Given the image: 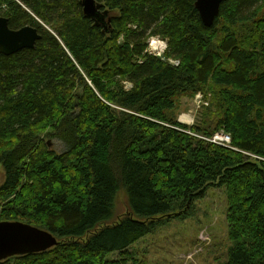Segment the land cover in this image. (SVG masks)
Returning a JSON list of instances; mask_svg holds the SVG:
<instances>
[{
	"label": "trees",
	"instance_id": "16d2710c",
	"mask_svg": "<svg viewBox=\"0 0 264 264\" xmlns=\"http://www.w3.org/2000/svg\"><path fill=\"white\" fill-rule=\"evenodd\" d=\"M96 1L98 22L82 0H0L10 29L41 35L0 54V222L58 240L0 264H139L135 246L213 188L221 264H264V0H226L210 28L197 0ZM198 94L195 125L180 124V100Z\"/></svg>",
	"mask_w": 264,
	"mask_h": 264
},
{
	"label": "rangeland",
	"instance_id": "374dc122",
	"mask_svg": "<svg viewBox=\"0 0 264 264\" xmlns=\"http://www.w3.org/2000/svg\"><path fill=\"white\" fill-rule=\"evenodd\" d=\"M155 41L158 42L157 46L150 44ZM148 45V53L151 56L164 57L166 50L163 46H167L166 40L154 37L148 41ZM203 99L204 96L201 94L194 98L183 97L176 112L177 121L190 127L195 125L198 111L204 103ZM222 135L224 134L215 135L211 139L212 142L216 137L224 138ZM218 141L223 145L228 144L226 138ZM54 147L60 151L61 146L58 143H54ZM4 181V169L0 165V187ZM126 207L127 201L121 194L117 208L123 212ZM226 209L224 190L210 189L203 200L196 202L190 214L189 211L186 212L181 220L171 219L155 234L144 238L135 246L139 264H221L226 262V254L231 246L228 240ZM1 212L0 208V214ZM113 258H117V255Z\"/></svg>",
	"mask_w": 264,
	"mask_h": 264
},
{
	"label": "water",
	"instance_id": "95a60500",
	"mask_svg": "<svg viewBox=\"0 0 264 264\" xmlns=\"http://www.w3.org/2000/svg\"><path fill=\"white\" fill-rule=\"evenodd\" d=\"M225 1H196V9L206 27L214 25ZM82 7L87 18L96 22L103 19L102 5L96 0H82ZM40 39L41 35L33 26L12 30L9 28L8 20L0 17V54L11 56L25 49H34ZM57 244V238L51 233L28 223L0 222V261L14 256L44 252Z\"/></svg>",
	"mask_w": 264,
	"mask_h": 264
},
{
	"label": "built area",
	"instance_id": "2783aa9c",
	"mask_svg": "<svg viewBox=\"0 0 264 264\" xmlns=\"http://www.w3.org/2000/svg\"><path fill=\"white\" fill-rule=\"evenodd\" d=\"M150 44H154V46H157L158 45V42L157 41H155V42H152V43H150ZM163 49H167V46H163ZM218 135H220V134H218ZM217 136V135H216ZM222 137H224V138H226V141H228V144H230V142H231V139H230V137L228 136V135H226V134H224V135H222ZM224 138H220L221 140L223 139L224 140ZM218 137H216L215 138V140H213V142L214 143H216V144H221V142L220 141H218V140H220ZM227 144V145H228ZM223 145V144H222Z\"/></svg>",
	"mask_w": 264,
	"mask_h": 264
},
{
	"label": "flooded vegetation",
	"instance_id": "af4514ba",
	"mask_svg": "<svg viewBox=\"0 0 264 264\" xmlns=\"http://www.w3.org/2000/svg\"><path fill=\"white\" fill-rule=\"evenodd\" d=\"M38 30V29H37ZM40 34V33H39Z\"/></svg>",
	"mask_w": 264,
	"mask_h": 264
},
{
	"label": "bare ground",
	"instance_id": "6f19581e",
	"mask_svg": "<svg viewBox=\"0 0 264 264\" xmlns=\"http://www.w3.org/2000/svg\"><path fill=\"white\" fill-rule=\"evenodd\" d=\"M159 48V47H158Z\"/></svg>",
	"mask_w": 264,
	"mask_h": 264
}]
</instances>
